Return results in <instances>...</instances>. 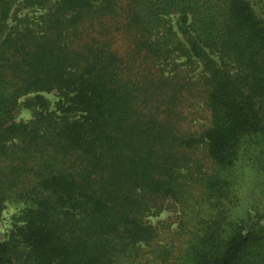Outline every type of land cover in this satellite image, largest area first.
<instances>
[{"label": "trees", "instance_id": "trees-1", "mask_svg": "<svg viewBox=\"0 0 264 264\" xmlns=\"http://www.w3.org/2000/svg\"><path fill=\"white\" fill-rule=\"evenodd\" d=\"M7 202L0 264H264V0H0Z\"/></svg>", "mask_w": 264, "mask_h": 264}, {"label": "rangeland", "instance_id": "rangeland-1", "mask_svg": "<svg viewBox=\"0 0 264 264\" xmlns=\"http://www.w3.org/2000/svg\"><path fill=\"white\" fill-rule=\"evenodd\" d=\"M33 9H30L29 11H32ZM25 11L21 10L17 13L23 14ZM172 22H176V17L173 15ZM200 68L197 69L199 71ZM45 98H47L51 105L54 103V101L57 100V95L54 92L50 93H41ZM196 101V100H194ZM188 109V108H187ZM189 113L192 115L194 119L195 124H203L206 122L207 113L204 107L200 102H197L193 104L192 107H189ZM31 118V111L29 108L25 106H20L16 113L15 120L16 121H27ZM255 180V179H253ZM246 189V188H245ZM21 206L14 202H7L3 208L0 209V238L6 239L13 228V224L16 220V217L18 216L20 212ZM150 221L153 223H157V221H168L172 225L171 227V233L176 230L177 224H178V218L176 213L168 210H164L161 213H158L157 215H153L149 217Z\"/></svg>", "mask_w": 264, "mask_h": 264}]
</instances>
